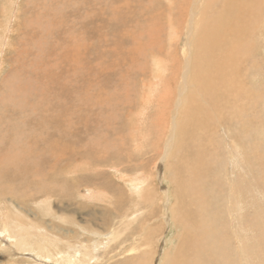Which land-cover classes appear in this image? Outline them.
Returning <instances> with one entry per match:
<instances>
[{
    "label": "rangeland",
    "instance_id": "obj_1",
    "mask_svg": "<svg viewBox=\"0 0 264 264\" xmlns=\"http://www.w3.org/2000/svg\"><path fill=\"white\" fill-rule=\"evenodd\" d=\"M192 1L0 0V174L18 176H0V264H62L77 246L92 257L97 245L103 254L82 264H264V0L197 3L196 65L212 51L223 65L221 52H233L226 71L236 76L230 89L223 78L206 86L210 72L199 71L194 95H210L199 102L213 115L194 108L185 118L175 105L183 67H174L189 54ZM226 7L228 25L253 13L243 51L216 44ZM142 28L135 45L129 32ZM15 95L28 98L22 107L11 106ZM226 95L237 103L226 107ZM146 97L156 100L149 110ZM173 117L178 147L164 160Z\"/></svg>",
    "mask_w": 264,
    "mask_h": 264
},
{
    "label": "bare ground",
    "instance_id": "obj_2",
    "mask_svg": "<svg viewBox=\"0 0 264 264\" xmlns=\"http://www.w3.org/2000/svg\"><path fill=\"white\" fill-rule=\"evenodd\" d=\"M200 0H193L192 1V5L193 6H190V7H188L189 8V10H188V13H187V15H186V17H185V21H186V27L188 28V30H187V35H186V37H187V39H186V47L189 49L188 51H189V54L187 55V57L184 59L185 61H184V66H179V65H176V67H174V68H181V67H183V73H182V82H181V84H180V87H179V91H180V95H179V98H178V100H176L177 102H176V104L175 103H173V105L175 104L176 105V110L178 111V110H180L181 108L183 109V111H184V114H185V118L186 117H189V114H190V112H191V110H193L194 108H198L199 110H198V112L200 113H202V114H200L199 116L201 117L203 114H208V116L209 115H211L210 114V112L209 111H207L206 112V110H205V108H204V106H203V104H201L199 101H200V99H201V101H203L204 103H209V105H210V100H209V97H210V95H206V93H205V95H202L201 97H198L197 95H194V91H195V89L197 88V86H194L192 83L194 82V76H196V74L199 72V71H202L203 70V75L204 76H207V75H209L208 73L210 72V77H209V80H208V82H206V86H209V84L211 85L212 83L213 84H215L216 82H218L219 80H221L222 78H223V82L225 83L224 84V87L225 88H228L229 87V89L231 88V86H230V82L232 81V79H228V75H229V73H230V71L229 72H227L226 71V68H227V64H228V62L229 61H231V59L233 60V52L232 53H230V49H229V53H230V55L229 54H227L226 53V51L225 52H221V51H223L224 50V46L226 45V43H227V41L229 40V41H232V45L233 44H235L236 43V46L238 47V51H243L244 50V47H242V45H243V40L245 39V37L243 36L244 34H243V32H245L246 31V29H245V27L247 26L246 25V19H244V16L245 15H248V16H246V17H249L250 18V16H252L253 15V13H251V11L249 12V10L248 11H246L247 10V8L245 9V10H243L242 9V11H241V13H240V15L238 16V17H235V19H237V21L235 22V24H229L228 25V22L229 21H227L228 19H231V17H232V15L230 14V10H228V7H226L225 9H222V11H223V15H222V17L221 18H219L221 21H217V23L219 22V25H220V22H221V27L220 26H218V28H223L224 26L223 25H225L226 24V26L225 27H227V25H228V27L225 29V31H223L224 32V34H222L221 33V31L220 32H218V33H216L217 35V37H216V44H217V46H219L220 47V52L222 53V56H223V59L225 60V62H223V65L220 63V64H218V62H219V60H217L216 61V57H218V55H217V52H215V51H212V50H214V49H211V51L212 52H214V53H216V54H214V56H213V58H212V63L210 62V64H208L209 62L208 61H203V63H202V67L200 66V65H196V63H195V60H194V55H193V53H192V46H193V44L192 43H194V40H196V37H200V33H201V31L204 33V28H199V27H197L196 28V25H195V19H196V16H197V13H196V11L197 10H199L198 8H197V3L199 2ZM204 1V0H203ZM209 1V0H208ZM229 2L228 3H231L230 2V0H228ZM233 2H235V1H233ZM246 2V0H243L242 1V4L244 5V3ZM187 4V3H186ZM208 4V3H207ZM217 4V3H216ZM222 4V3H221ZM223 4H225L224 2H223ZM256 4V3H255ZM257 5V4H256ZM225 6H227V5H225ZM228 6H229V4H228ZM185 7H187V6H185ZM221 7V6H220ZM223 7V6H222ZM243 7V6H242ZM241 7V8H242ZM208 8V7H207ZM251 8V7H250ZM249 8V9H250ZM201 9V8H200ZM212 9V8H211ZM230 9V8H229ZM256 9V8H255ZM181 10V9H180ZM183 10V9H182ZM181 10V12H183ZM201 10H203V9H201ZM209 11V10H208ZM240 11V10H239ZM258 11V10H257ZM185 12V11H184ZM202 12V11H201ZM218 12H219V10H218ZM217 12V13H218ZM234 12V11H233ZM200 13V12H199ZM220 13V12H219ZM231 13H232V10H231ZM239 13V12H238ZM237 13V14H238ZM221 14V13H220ZM252 14V15H251ZM257 14V13H256ZM208 15V14H207ZM159 16H160V14H159ZM184 16V15H183ZM198 16H199V14H198ZM203 16V15H202ZM257 16V15H256ZM216 17H217V15H216ZM255 19H256V17H255ZM199 20V19H198ZM202 21V20H201ZM233 21H235V20H233ZM207 24V23H206ZM213 24H215L214 22H213ZM216 25V24H215ZM213 26V28L214 27H216V26ZM253 25V24H252ZM160 26H162V25H160ZM208 26V25H207ZM206 26V27H207ZM211 26V24L209 25V27ZM230 26V27H229ZM255 26V25H254ZM258 26V25H257ZM185 27V28H186ZM224 27V28H225ZM162 28V27H161ZM184 28V29H185ZM159 29V28H158ZM207 29V28H206ZM216 29V28H215ZM214 29V30H215ZM144 28H142L141 30H136V31H131V32H129L130 33V36H131V38H132V41L135 43V45H140V44H142L143 42H142V40H143V36H145L144 35ZM155 30H157L156 28H155ZM161 30V29H160ZM158 31V30H157ZM159 32H161V31H159ZM234 32H236V34H239L238 36H236L235 34H234ZM158 33V32H157ZM185 33H186V31H185ZM206 33H210V30H209V28L207 29V32ZM202 36V35H201ZM205 36V35H204ZM207 37H208V35H206ZM207 37H206V39H207ZM210 37V36H209ZM211 37H213V35L211 36ZM231 37H233V38H231ZM195 38V39H194ZM202 38V37H201ZM204 39V38H203ZM205 39V40H206ZM204 40V41H205ZM212 41V40H211ZM236 41V42H235ZM209 42H210V39H209ZM208 42V40L205 42V44H207V43H209ZM235 42V43H234ZM200 43L202 44L203 43V41L202 40H200ZM231 43V42H230ZM122 44H124L121 40H120V42H118V45H119V47H121L122 46ZM144 44H146V43H144ZM195 44V43H194ZM205 44H202V46L203 45H205ZM147 45V44H146ZM214 45V44H213ZM77 46V45H76ZM199 46H201V45H199ZM198 46V47H199ZM206 46H208V45H206ZM235 46V47H236ZM68 48V47H67ZM134 48H135V46H134ZM149 48V47H148ZM162 49V48H161ZM217 49H218V47H217ZM227 49V48H226ZM237 49V48H236ZM206 50V49H205ZM235 50V49H234ZM134 51H139L140 52V50L139 49H132L131 50V52L132 53H134ZM203 51H204V49H203ZM210 51V50H209ZM219 51V50H218ZM233 51V50H232ZM139 52H137V53H139ZM68 53V52H67ZM67 53H65V56H64V58L67 60H73L74 62H76V54H74L72 57H73V59H71V56H69V54H67ZM141 53V52H140ZM188 53V52H187ZM234 53H236V51H234ZM255 53V52H254ZM123 54V53H122ZM142 54H146V51H144V52H142ZM244 54V52H242V54L241 55H243ZM119 55V54H118ZM217 55V56H216ZM197 55H195V57H196ZM199 56V55H198ZM197 56V57H198ZM220 56V55H219ZM119 57V56H118ZM221 57V56H220ZM128 58H130V57H128ZM131 58H132V56H131ZM130 58V59H131ZM207 58V57H206ZM206 58H203V59H206ZM210 58V59H211ZM254 58V57H253ZM121 59V58H120ZM199 59V58H198ZM215 59V60H214ZM129 60V59H128ZM134 60V59H133ZM180 60V59H179ZM201 60V59H200ZM223 60V61H224ZM126 61V60H125ZM199 61V60H198ZM73 62V63H74ZM170 62V61H169ZM178 62V61H177ZM237 62V61H236ZM199 63V62H198ZM213 63H214V67L213 68H215V69H213V68H211L212 66H213ZM230 64V63H229ZM40 65V64H39ZM121 65V64H120ZM172 65V64H171ZM170 66V65H169ZM155 67H156V70L157 71H159V72H162L163 71V67H162V65H161V63L160 62H158L157 64H155ZM245 67H247V66H245ZM260 68V67H259ZM173 69V68H172ZM182 69V68H181ZM231 69V68H230ZM234 69V68H233ZM255 69V68H254ZM74 70V69H73ZM170 70V69H169ZM228 70V69H227ZM245 70V69H244ZM250 70V69H249ZM164 71H166V70H164ZM173 71V70H172ZM205 71H207V73H204ZM234 71V70H233ZM243 71V70H242ZM176 72V71H175ZM76 73V72H75ZM178 72H176V74H177ZM200 74H202L201 72H199ZM240 73V72H239ZM238 73V74H239ZM249 73V72H248ZM251 73H252V70H251ZM231 75L230 76H232V78L233 77H235L236 75H234L233 73H230ZM202 76V75H201ZM238 76V75H237ZM240 76V75H239ZM254 77H256V76H254ZM203 78V77H202ZM205 78V77H204ZM203 78V79H204ZM230 78V77H229ZM237 79V78H236ZM235 78L233 79V80H236ZM254 79V78H253ZM196 80V79H195ZM199 80V79H198ZM239 80V79H238ZM181 81V80H180ZM201 81H202V79H201ZM240 81V80H239ZM223 82H222V84H223ZM199 83V82H198ZM201 83V82H200ZM205 84V83H204ZM176 85V84H175ZM200 85V84H199ZM178 86V85H177ZM204 86V85H203ZM233 86V85H232ZM46 88H47V86H46ZM176 88V87H175ZM202 88V87H201ZM48 89V88H47ZM208 89H209V87H208ZM207 89V90H208ZM59 90V89H58ZM163 90V89H162ZM161 90V91H162ZM200 90V89H199ZM207 90H202V91H207ZM210 90V89H209ZM202 91H200L199 93H203ZM162 93V92H161ZM176 93H177V95H178V91H176ZM175 93V94H176ZM34 94V93H33ZM153 94V93H152ZM163 94V93H162ZM228 94V93H227ZM28 95V94H27ZM57 95V94H56ZM59 95V94H58ZM160 95V94H159ZM169 95V94H168ZM218 96V95H217ZM228 96L229 95H226L225 96V102H226V107H228L229 106V104H231V103H237V96H235V95H233L232 97H230V98H228ZM166 97H167V95H164V97H162V100H159V102H158V107H162V105L164 106V104L165 105H167L168 103L166 102V103H164V101H165V99H166ZM173 97V96H172ZM178 97V96H177ZM169 98H171V97H169ZM216 98V97H215ZM218 98V97H217ZM28 98H24V99H22V98H20L19 96H16L15 95V97H11V106H13V107H22L24 104H25V101L27 100ZM151 98L149 97H146L145 99H144V103L146 104L145 105V109H147V110H149V108L150 107H152V105H153V103H154V101H156V100H150ZM214 99V98H213ZM157 100V101H158ZM171 100H173V99H171ZM175 100V99H174ZM218 100H219V98H218ZM245 100V99H244ZM170 101V100H169ZM232 101V102H231ZM223 103H224V100H223ZM219 104H221L220 102H219ZM223 105V104H222ZM228 105V106H227ZM168 106V105H167ZM211 106H213L212 107V112L214 111V108H217L216 106L217 105H211ZM225 107V108H226ZM230 107V106H229ZM236 107V106H235ZM169 108V107H168ZM230 109V108H229ZM147 110H146V112H147ZM208 110V109H207ZM217 111H218V109H216ZM234 110V109H233ZM172 111V110H171ZM170 111V112H171ZM144 113L143 115H140V116H142L143 118H142V121L146 124L148 121H147V119H146V114L147 113ZM179 112V111H178ZM220 112V111H219ZM169 113V112H168ZM198 113V114H199ZM214 113V112H213ZM216 113V115L215 116H218V114H217V112H215ZM231 113H233V112H231ZM164 114V113H163ZM166 114V113H165ZM171 115V114H170ZM182 115V114H181ZM204 115V116H205ZM213 115V114H212ZM157 116V115H156ZM176 116H177V114H176ZM180 116V115H179ZM214 116V117H215ZM159 117H161V116H159ZM199 117V118H200ZM134 120H135V118H133ZM197 119V118H196ZM202 119V118H201ZM212 119H214V118H212ZM205 120V119H204ZM161 121V120H160ZM41 122V121H40ZM161 122H163V121H161ZM213 122H215V121H213ZM164 123V122H163ZM179 123V121L177 120V118L176 117H173V121H172V125H173V128L171 129V131L170 132H168L167 134L165 133V134H162L161 135V137L163 138L165 135H166V140H165V145H164V153H163V159L164 158H168V156L170 155V153H171V150L172 149H174V148H176V147H178V144H177V141H178V130H179V127H177V125H179L178 124ZM208 123V122H207ZM240 123V122H239ZM3 124H5V121H3ZM168 128V127H167ZM165 131V130H164ZM228 132H230L229 130H227V129H225V131H224V140H225V142H227L228 143V141L230 142V140L231 139H229V137H227L228 136ZM13 135L15 136L14 138L15 139H13V141L14 142H18V145L19 146H23V143H22V138H21V136H19V134H18V132L17 131H15L14 133H13ZM12 136V135H11ZM231 138V137H230ZM7 139H9V137L8 138H6V139H3L2 141H5V140H7ZM15 140H17V141H15ZM147 140V139H146ZM161 140V139H160ZM23 142H24V139H23ZM162 142V141H161ZM235 143H236V141H234ZM230 143H232V144H234L233 142H230ZM18 148H20V147H18ZM231 148H232V146H227V149H230L231 150ZM235 148V147H234ZM238 148V147H237ZM230 150H229V156H230V158L233 156L234 158L233 159H235V161H236V157H238V154H236L238 151H236V153H234V152H230ZM165 160V159H164ZM233 162V161H232ZM87 166H88V168L89 169H92L93 167L91 166V165H88L87 164ZM232 167H233V165H232ZM81 168V167H80ZM230 168V167H229ZM232 171H233V168L231 169V173L229 172V175H233L232 174ZM5 175H9L10 177H12V178H16V177H18L17 176V174H16V172H14L13 170H7L4 174H0V176H5ZM131 181H133V182H140V185L139 186H136V187H138V189L139 190H142V189H144L143 188V186H144V184H142V181H141V179L140 178H138V177H136V178H134V179H132ZM163 181V180H162ZM213 186V185H212ZM230 188H234V187H232V186H230ZM210 189V188H209ZM138 190V191H139ZM215 191V190H214ZM216 192V191H215ZM214 192V193H215ZM145 193V192H144ZM214 196V195H213ZM145 199V198H144ZM210 203L212 204V202L210 201ZM237 206V208L240 210V211H242V207H241V205H240V202H237V204H236ZM233 208H235V207H233ZM167 214V213H166ZM230 215L232 216V218L234 219V215H232L231 214V212H230ZM166 219L168 220V225L170 224V219H169V217H166ZM2 233H0V235H1ZM236 236V235H235ZM4 238L6 239H8V236H6V235H4ZM194 242H195V240H194ZM100 246V245H99ZM105 247H107V245H104ZM104 246H100V247H98V245L96 246V248L94 249V252L92 253V254H94L92 257L91 256H89V254L88 253H86L85 251L86 250H84L82 247H80V246H77L76 247V249L77 250H75L74 249V254H66V255H64L63 257H65V258H63V259H61L62 260V264H82L85 260V262H89L90 260H92V259H95V258H97V257H99V256H101L102 254H103V251L101 250V248H104ZM45 250H44V252H46L45 254H50V252L49 251H47L48 249L47 248H44ZM34 250V249H33ZM240 251H242V248L241 249H239ZM30 251V250H29ZM32 252V251H31ZM34 252V251H33ZM32 252V253H33ZM35 257H38V258H41L40 259V262H43L44 263V260H43V255H37V254H35ZM45 258H48V257H46L45 256ZM38 262H39V260H38ZM85 264V263H84ZM193 264V263H192Z\"/></svg>",
    "mask_w": 264,
    "mask_h": 264
}]
</instances>
